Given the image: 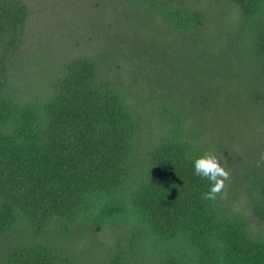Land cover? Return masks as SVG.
Returning <instances> with one entry per match:
<instances>
[{"label": "trees", "instance_id": "obj_1", "mask_svg": "<svg viewBox=\"0 0 264 264\" xmlns=\"http://www.w3.org/2000/svg\"><path fill=\"white\" fill-rule=\"evenodd\" d=\"M262 154L264 0H0V264H264Z\"/></svg>", "mask_w": 264, "mask_h": 264}, {"label": "clouds", "instance_id": "obj_2", "mask_svg": "<svg viewBox=\"0 0 264 264\" xmlns=\"http://www.w3.org/2000/svg\"><path fill=\"white\" fill-rule=\"evenodd\" d=\"M264 162V154L261 155L259 163ZM195 174L209 181V190L202 194V199L215 201L221 196L230 179V173L226 168L224 157L215 152L205 151L193 161Z\"/></svg>", "mask_w": 264, "mask_h": 264}]
</instances>
